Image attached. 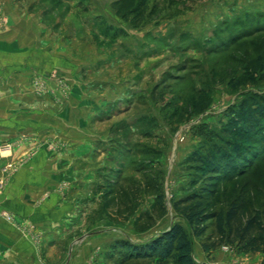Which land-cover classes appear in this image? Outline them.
<instances>
[{"label":"rangeland","instance_id":"1","mask_svg":"<svg viewBox=\"0 0 264 264\" xmlns=\"http://www.w3.org/2000/svg\"><path fill=\"white\" fill-rule=\"evenodd\" d=\"M113 1L0 0V107L10 92L20 107H97L105 165L115 170L100 179L109 204L96 209L103 217L68 218L65 228L54 227L62 238L43 250L36 224L2 215L33 238L34 264H159L129 258L125 246L175 224L193 240L197 264H261L262 252L222 243L214 222L205 238H196L174 203L206 186L208 168L196 158L213 155L234 167L242 157L240 175L222 182L218 210L227 209L237 181V195L245 186L264 206V0H151L155 15L139 28L115 14ZM32 23L40 24V39L50 42L55 58L41 57L42 75L26 77L29 85L16 92L7 77L21 65L3 52L4 30L22 27L26 41ZM126 192L133 195L123 202ZM162 202L167 214L160 218L155 207ZM149 213L153 223H146Z\"/></svg>","mask_w":264,"mask_h":264},{"label":"crops","instance_id":"2","mask_svg":"<svg viewBox=\"0 0 264 264\" xmlns=\"http://www.w3.org/2000/svg\"><path fill=\"white\" fill-rule=\"evenodd\" d=\"M38 23L27 27L26 41L22 27L4 30L7 46L1 50L21 65L7 77L15 81L16 92L24 83L29 85L27 80H34V75H42L38 72L41 57L46 61L55 58L50 42L40 39ZM29 49L32 54H25ZM29 63L30 69L25 67ZM26 77L29 79L24 81ZM13 94L0 107V264H34L33 238L8 221L2 211L23 223L36 224L43 250L62 238L55 230L68 218L103 217L96 209L109 204L102 197L105 185L100 179L114 169L105 165L107 139L95 129L101 120L94 112L97 107H20ZM110 164L115 166V161Z\"/></svg>","mask_w":264,"mask_h":264},{"label":"trees","instance_id":"3","mask_svg":"<svg viewBox=\"0 0 264 264\" xmlns=\"http://www.w3.org/2000/svg\"><path fill=\"white\" fill-rule=\"evenodd\" d=\"M174 1L182 0H172V2ZM111 7L121 20L134 28L144 25L155 15L157 9L156 5H152L151 0H114ZM259 117L260 127L264 130V113ZM255 120L257 121L258 118L255 117ZM210 156L212 158H196L197 161H203L208 168L209 182L201 189L200 193H194L176 200L174 203L176 211L192 227L196 238H205L209 225L214 222L217 224L222 243L234 244L243 253L262 252L264 254V206L262 208L257 206L249 193V189L244 186L237 195L240 183L235 182L233 194L229 196L227 209L218 210V205L223 196L222 182L228 176L235 178L240 175L237 168L241 164L242 157L238 156L237 161L239 163L234 167L232 160L222 162L215 159L213 155ZM199 165L201 167V164ZM148 186L152 190L150 183ZM131 195L133 193L126 192L121 196L122 201H128ZM155 209L159 210L160 218L167 214L163 202ZM131 213L133 212H129V214ZM145 218L146 223H153L156 220V217L150 213ZM128 244L125 247L129 249V258L156 259L159 264H167L168 260H173L176 264H197L193 257V240L180 224L173 225L168 231L145 243L136 244L129 241ZM203 248L205 251L213 249L205 243H203ZM261 264H264V259Z\"/></svg>","mask_w":264,"mask_h":264}]
</instances>
